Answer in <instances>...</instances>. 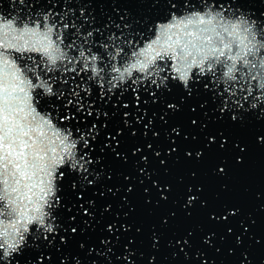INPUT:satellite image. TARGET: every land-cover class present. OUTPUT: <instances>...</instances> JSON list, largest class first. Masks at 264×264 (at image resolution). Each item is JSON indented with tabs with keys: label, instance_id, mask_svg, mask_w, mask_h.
<instances>
[{
	"label": "clouds",
	"instance_id": "1",
	"mask_svg": "<svg viewBox=\"0 0 264 264\" xmlns=\"http://www.w3.org/2000/svg\"><path fill=\"white\" fill-rule=\"evenodd\" d=\"M73 2L79 4L81 0H63V7L61 0H0V264H20L16 257L26 248L39 249L41 236L49 246L54 243L63 227L54 214L63 200L59 193L67 173L62 169L77 174L88 185L96 182L88 177L95 172L91 166L103 159L92 156V142L100 135L98 125L93 122L90 128L73 129V113L61 116L59 105L51 103L41 108L45 99H62L69 80L74 87L65 108L75 100L78 112L85 110L82 92L92 97L99 89L100 99H111L117 91L123 96L132 88L139 100L142 85L171 91V80L191 95L193 81L209 79L204 87L213 93L222 114L231 112L233 121H243L242 112H258V119L264 118V19L241 7L238 0H164L171 7L164 18L148 25L147 32L137 31L124 39L126 33L117 35L113 31L100 41L95 34H103L102 29L83 31L94 18L85 15L87 8H80L84 23H78L77 9L69 7ZM4 3H8V9ZM152 3L155 6L161 0ZM124 28L131 32L132 25L125 24ZM95 103L92 100L87 104V115L95 111L97 119L101 114L107 117L106 111L93 107ZM173 131L179 134L178 129ZM257 142L264 145V135L258 136ZM202 155V151L196 153L197 158ZM220 172H224L222 166ZM95 175L98 180L101 173ZM196 199L195 195L189 196L188 205ZM205 203L202 201V205ZM238 211L230 210V214ZM112 227L109 225L108 230ZM212 235L205 238V243L211 242ZM60 239L67 243L65 237ZM154 239L158 242L159 237L154 235ZM237 242H241L239 237ZM184 243H189L187 238ZM80 247L85 245L81 243ZM125 248L123 259L135 264V251ZM242 255L241 264L245 260L251 264L248 254ZM47 259H52L51 254ZM44 260L41 253L27 264H44ZM60 264H83V260L69 254L60 259Z\"/></svg>",
	"mask_w": 264,
	"mask_h": 264
},
{
	"label": "water",
	"instance_id": "2",
	"mask_svg": "<svg viewBox=\"0 0 264 264\" xmlns=\"http://www.w3.org/2000/svg\"><path fill=\"white\" fill-rule=\"evenodd\" d=\"M238 2L264 19V0ZM3 6L9 8L8 3ZM69 7L77 9L75 17H80V8H87L85 15L94 22L85 24L83 31L101 28L103 34H95L100 41L113 31L117 35L126 33L124 39L137 31L147 32L148 25L164 18L171 5L164 0L155 6L152 0H81ZM77 22L84 23L83 17ZM125 24L132 25L131 32L124 28ZM169 83L171 91L142 85L139 100L132 88L123 96L117 91L111 99H100L99 89L92 97L82 92L85 110L78 112L75 100L65 108L74 87L69 80L62 99L52 97L42 102V109L50 103L59 105L61 116L73 113V129H87L95 122L100 135L92 142V156L103 159L91 166L95 172L88 178L96 181L92 185L67 168L62 169L67 173L59 193L63 200L54 214L63 227L51 246L41 236L37 241L39 249L26 248L16 257L20 264L35 261L41 253L45 255L44 264H60V259L69 254L79 256L83 264L93 260L97 264H128L123 259L125 246L135 251V264H204L205 260L207 264H241L242 253L248 254L251 264H264V145L257 142V137L264 135V118L258 119V112H242L243 121H233L231 112L222 114L213 93L204 87L209 79L193 81L191 95L182 85L171 80ZM60 86L58 82L57 88ZM92 100L96 101L93 107L106 111L107 117L101 114L97 119L95 111L87 115V104ZM125 113L130 115L125 117ZM200 151L203 155L197 158ZM238 157L243 158L242 162ZM95 173H101L98 180ZM193 195L198 199L188 205V197ZM202 201L206 203L202 205ZM235 209L239 211L230 214ZM109 225L113 226L111 231ZM213 233L211 242L205 243ZM154 235L159 237L158 242ZM62 236L66 244L61 243ZM49 254L51 260L47 259Z\"/></svg>",
	"mask_w": 264,
	"mask_h": 264
}]
</instances>
